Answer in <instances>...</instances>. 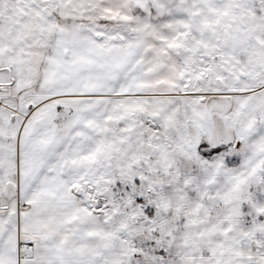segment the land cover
Wrapping results in <instances>:
<instances>
[{
	"label": "snow or ice",
	"instance_id": "1",
	"mask_svg": "<svg viewBox=\"0 0 264 264\" xmlns=\"http://www.w3.org/2000/svg\"><path fill=\"white\" fill-rule=\"evenodd\" d=\"M0 264H264V0H0Z\"/></svg>",
	"mask_w": 264,
	"mask_h": 264
}]
</instances>
